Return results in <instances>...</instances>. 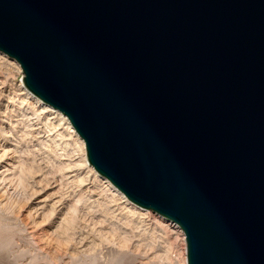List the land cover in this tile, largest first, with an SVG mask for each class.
<instances>
[{
	"label": "water",
	"instance_id": "1",
	"mask_svg": "<svg viewBox=\"0 0 264 264\" xmlns=\"http://www.w3.org/2000/svg\"><path fill=\"white\" fill-rule=\"evenodd\" d=\"M0 52L186 264H264V0H0Z\"/></svg>",
	"mask_w": 264,
	"mask_h": 264
},
{
	"label": "rangeland",
	"instance_id": "2",
	"mask_svg": "<svg viewBox=\"0 0 264 264\" xmlns=\"http://www.w3.org/2000/svg\"><path fill=\"white\" fill-rule=\"evenodd\" d=\"M6 61L0 58V144L14 157L0 183V264H186L183 232L150 210L142 216L122 206L80 164L66 124L22 94V70Z\"/></svg>",
	"mask_w": 264,
	"mask_h": 264
},
{
	"label": "bare ground",
	"instance_id": "3",
	"mask_svg": "<svg viewBox=\"0 0 264 264\" xmlns=\"http://www.w3.org/2000/svg\"><path fill=\"white\" fill-rule=\"evenodd\" d=\"M13 62L16 65H18L15 61H13ZM18 85L23 90L22 94L25 95V97H28V98L32 99V101L34 102V104L39 108V111H41L42 113H45L52 120H60L61 123L66 124V128L69 130V132L72 133L78 139V143H79V146H80V149H81V161H80V164L82 162V163H84L85 166H87L90 170H92L94 172V175L97 176V177H99V179L104 183V185H106L108 188H110V190L116 196H118L119 201L122 204V206H125L128 209H132L133 211L139 213L142 216H144L146 213H149L146 209H143V208H141V207H139V206L131 203L125 197V195L122 192H120L115 186H113L111 184V182L108 179H106L105 177L97 174L94 171L93 167L87 161V158H86V155H85V152L86 151L84 149L85 148V145H84L83 140L76 133V131L72 127L71 123L69 122L68 118L64 114H62L57 109H54V108L50 107L49 105L45 104L42 100H40L38 97L34 96L25 87V85L23 84V82L20 81V83ZM60 121H58V122H60ZM59 126H60V124H59ZM10 150L8 148L2 147V145L0 144V183H3L5 180H7L8 175H9L11 169L13 168L12 157H14V154H13L14 151L12 152ZM174 226L176 227V230H178V232L181 230L180 227L177 224H174ZM182 232H180V234ZM181 236H182L181 240L184 242L185 239L183 237V234ZM183 262L186 263V257H184V256H183Z\"/></svg>",
	"mask_w": 264,
	"mask_h": 264
},
{
	"label": "built area",
	"instance_id": "4",
	"mask_svg": "<svg viewBox=\"0 0 264 264\" xmlns=\"http://www.w3.org/2000/svg\"><path fill=\"white\" fill-rule=\"evenodd\" d=\"M0 58H2V59L5 60V61H6V58H7L8 60H10L6 55L2 54L1 52H0ZM6 62H7V61H6ZM166 223L170 224V225L173 226V227H174L173 224H175V223L170 222V221H167ZM184 239H185V237H184Z\"/></svg>",
	"mask_w": 264,
	"mask_h": 264
}]
</instances>
